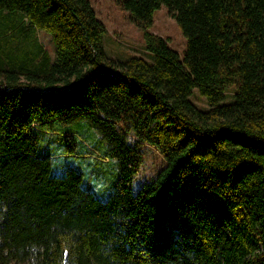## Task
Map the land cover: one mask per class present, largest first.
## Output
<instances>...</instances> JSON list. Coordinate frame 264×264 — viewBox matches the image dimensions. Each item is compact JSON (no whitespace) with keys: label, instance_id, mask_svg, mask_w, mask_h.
<instances>
[{"label":"trees","instance_id":"trees-1","mask_svg":"<svg viewBox=\"0 0 264 264\" xmlns=\"http://www.w3.org/2000/svg\"><path fill=\"white\" fill-rule=\"evenodd\" d=\"M113 2L151 63L105 56L89 0H0V264H264V0ZM162 6L182 59L149 32ZM90 129L117 168L106 201L35 152L82 150ZM141 143L165 167L132 192Z\"/></svg>","mask_w":264,"mask_h":264},{"label":"rangeland","instance_id":"rangeland-1","mask_svg":"<svg viewBox=\"0 0 264 264\" xmlns=\"http://www.w3.org/2000/svg\"><path fill=\"white\" fill-rule=\"evenodd\" d=\"M90 6L103 25L105 33L101 37L100 47L106 57L115 61L124 62L131 57H140L151 63L152 58L145 51L143 31L131 20L128 12L120 9L113 0H89ZM149 32L162 38L168 47L175 51L182 59L186 50V39L183 37L177 23L162 6L152 15V25ZM38 42L54 60V44L52 36L44 31L35 35ZM233 93L229 90L225 94L223 103L231 101ZM189 101L199 110H207L208 105L197 89H193ZM85 147L77 148L72 152L65 150L60 144L48 142V137L39 139L35 152L37 155L51 156L50 171L52 175L62 177L67 171L73 170L81 174L82 187L90 191L100 201H106L113 193L117 183V168L115 162L100 164L102 152L107 144L92 129L85 135ZM139 150L142 153V164L134 175L131 191H138L165 167L162 155L152 146L141 143ZM58 161L54 167L52 161Z\"/></svg>","mask_w":264,"mask_h":264},{"label":"clouds","instance_id":"clouds-1","mask_svg":"<svg viewBox=\"0 0 264 264\" xmlns=\"http://www.w3.org/2000/svg\"><path fill=\"white\" fill-rule=\"evenodd\" d=\"M52 164H53V166L55 167V166L58 164V161L53 160V161H52Z\"/></svg>","mask_w":264,"mask_h":264},{"label":"bare ground","instance_id":"bare-ground-1","mask_svg":"<svg viewBox=\"0 0 264 264\" xmlns=\"http://www.w3.org/2000/svg\"><path fill=\"white\" fill-rule=\"evenodd\" d=\"M26 33V32H25Z\"/></svg>","mask_w":264,"mask_h":264}]
</instances>
